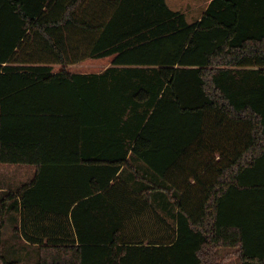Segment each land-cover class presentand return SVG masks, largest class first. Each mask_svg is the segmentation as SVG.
Returning <instances> with one entry per match:
<instances>
[{"label":"trees","instance_id":"obj_1","mask_svg":"<svg viewBox=\"0 0 264 264\" xmlns=\"http://www.w3.org/2000/svg\"><path fill=\"white\" fill-rule=\"evenodd\" d=\"M0 163V264H264V0H0Z\"/></svg>","mask_w":264,"mask_h":264},{"label":"rangeland","instance_id":"obj_2","mask_svg":"<svg viewBox=\"0 0 264 264\" xmlns=\"http://www.w3.org/2000/svg\"><path fill=\"white\" fill-rule=\"evenodd\" d=\"M169 6L174 10H180L187 15V19L190 23H193L198 20L199 16H202L205 8H206V1L207 0H194L195 3H190L192 0H168ZM110 58H104V59H86L85 61L70 66L69 70L72 72H81V73H91V72H101L105 68L109 67L111 64ZM60 67H56V71H59ZM6 166V165H5ZM19 169L14 168L13 169V176L14 179H12L14 184H22L25 183L32 178L34 174L33 168H29L31 172V176L23 177L19 176ZM18 176V177H17ZM0 184H7V181L0 182ZM9 227L5 229L4 232V245H3V251L4 254L8 255L9 257H12V252L15 253V255H22L23 258L19 261L18 264H36L37 262V252L35 249L30 248L29 250L32 251V254H26L27 251H22L23 243L22 241L17 240L16 233L14 231L15 225L13 222L8 223ZM10 230V234L8 231ZM12 235H15L14 237ZM26 248V247H25ZM27 249V248H26ZM24 252V253H23ZM221 259L219 260L220 264H238L237 257L235 256V249L233 248H225L220 250ZM229 256L228 260L223 262V259L225 256ZM25 256V258H24Z\"/></svg>","mask_w":264,"mask_h":264},{"label":"crops","instance_id":"obj_3","mask_svg":"<svg viewBox=\"0 0 264 264\" xmlns=\"http://www.w3.org/2000/svg\"><path fill=\"white\" fill-rule=\"evenodd\" d=\"M193 2L195 3L194 0H192L190 3H193ZM210 2H211V0H207L206 1V8H207V6L209 5ZM167 3L169 4V1L168 0H167ZM206 8H205V10H206ZM174 10H176V9H174ZM200 18H201V16H199L198 19H200ZM92 145L93 144H90L89 146H92ZM58 161L61 162L60 160H58ZM67 161H69V159ZM30 167L33 168V170H34V174H33L32 178L30 177V179L32 180L34 178V176L37 174V168H35L33 166H18V165H6L5 166L4 164H1L0 163V182L7 181V184H4V185L3 184H0V191H9V190L11 191V190H15V188H17V187L21 186L22 184H24V183H22V184H18L17 185V184H14V182H12L13 181L12 179H14L13 169L14 168L19 169L18 170L19 171V176L20 177L23 176L25 178V177L31 176V172L29 170H27ZM53 174H57V172H53ZM50 176H54V175L50 174ZM31 180H29V181H27L25 183H28ZM79 193L82 194L83 193V189H79ZM50 194H51V196H55L56 197L55 198L56 200H54V198H52L49 202L47 201L48 204H49V207L50 208L57 207L56 202H58V197H57L58 196V192L52 190L50 192ZM66 194L67 195H74L75 194V191L74 190H69V191H67ZM41 196L44 197L45 195H41ZM85 199H88V198H85ZM39 213H40V208H39ZM11 222L12 221H8L7 223H11ZM17 222H18V225L21 228V226L23 225V209L20 210V215L18 216ZM43 225H49V226H51L52 225V221L51 220H48V219H46L43 223H41V221H39V226H43ZM7 227H9L8 224H7ZM8 233L10 234V230L8 231ZM47 242H48V239L45 240V243H47ZM22 243L23 244H27V241L23 240Z\"/></svg>","mask_w":264,"mask_h":264}]
</instances>
